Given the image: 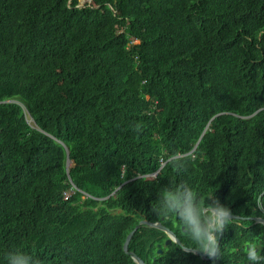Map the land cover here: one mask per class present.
<instances>
[{"label":"trees","instance_id":"16d2710c","mask_svg":"<svg viewBox=\"0 0 264 264\" xmlns=\"http://www.w3.org/2000/svg\"><path fill=\"white\" fill-rule=\"evenodd\" d=\"M79 1L0 0V264L13 251L135 264L123 244L141 220L199 251L177 217L152 212L181 181L246 218L218 258L144 226L128 251L247 264L249 242L264 248V0Z\"/></svg>","mask_w":264,"mask_h":264},{"label":"clouds","instance_id":"9594fccd","mask_svg":"<svg viewBox=\"0 0 264 264\" xmlns=\"http://www.w3.org/2000/svg\"><path fill=\"white\" fill-rule=\"evenodd\" d=\"M135 130L139 131L140 126L137 125ZM172 164L177 174L184 169V165L179 160L174 159ZM262 203L264 200H258L257 207L260 208ZM151 208L157 216L177 217L185 235L198 246L199 252L210 259L218 258L220 254L219 236L233 222L230 219L233 214L227 207L221 205L214 195L204 202L199 193L186 182L181 181L162 188ZM262 253H264V248L258 250L255 242H249L246 252L248 264L249 262L264 264ZM5 259L7 264H42L38 258L23 251L8 252Z\"/></svg>","mask_w":264,"mask_h":264},{"label":"water","instance_id":"95a60500","mask_svg":"<svg viewBox=\"0 0 264 264\" xmlns=\"http://www.w3.org/2000/svg\"><path fill=\"white\" fill-rule=\"evenodd\" d=\"M92 0H89V2H91ZM80 2V1H79ZM90 4H88L87 6H89ZM84 4H81L79 3V5L77 6V8H84ZM253 116V115H252ZM63 145V144H62ZM197 146V145H196ZM196 146L192 149V151H190L189 154L193 153L194 150L196 149ZM65 147V146H64ZM65 151H66V154H67V160H66V172L68 174V170H69V167L71 165V161L68 159V150L67 148L65 147ZM162 169V167H160L158 169V171H160ZM157 171V172H158ZM125 183H123L122 185H124ZM231 220H246V218H240L238 216H232L230 217ZM253 221L256 223V224H261V225H264V219L262 218H255L253 219ZM141 226H144V227H149V228H154L156 230H159V231H162L166 234L167 236V239L165 241V246H168L170 245L171 243H174L176 244L177 246H180L181 249L184 251V252H187V253H192L194 254L195 256H198L200 257V259H202L203 261L204 260H207V256L203 253H200L199 251L197 250H192V249H188L184 246H182L181 242L178 240V238L175 236V234L167 227L163 226L160 222H154V223H151L147 220H141L139 221V223L135 226V228L133 229V231H131L127 237H126V240L123 244V252L128 255L132 261L135 263V264H145L139 257H137L133 252H129L128 251V245L134 235V233L139 229V227ZM174 227H176V224H174ZM157 254H161V250H157Z\"/></svg>","mask_w":264,"mask_h":264},{"label":"built area","instance_id":"2783aa9c","mask_svg":"<svg viewBox=\"0 0 264 264\" xmlns=\"http://www.w3.org/2000/svg\"><path fill=\"white\" fill-rule=\"evenodd\" d=\"M160 164H161V167L164 166V162L163 161H160ZM156 176V174H152L150 175V177L154 178ZM68 196H70V194H65V198H67Z\"/></svg>","mask_w":264,"mask_h":264},{"label":"rangeland","instance_id":"374dc122","mask_svg":"<svg viewBox=\"0 0 264 264\" xmlns=\"http://www.w3.org/2000/svg\"><path fill=\"white\" fill-rule=\"evenodd\" d=\"M80 3H81V4H86V3H87V4H90V2H89V1H86V0H80Z\"/></svg>","mask_w":264,"mask_h":264},{"label":"flooded vegetation","instance_id":"af4514ba","mask_svg":"<svg viewBox=\"0 0 264 264\" xmlns=\"http://www.w3.org/2000/svg\"><path fill=\"white\" fill-rule=\"evenodd\" d=\"M174 233V232H173ZM167 239V238H166ZM166 239H165V241H166ZM165 241H164V246H165ZM158 247H159V245H158ZM159 250V249H158ZM246 250H247V247H246ZM162 252V251H161ZM247 264H248V262H247ZM249 264H251V262H249Z\"/></svg>","mask_w":264,"mask_h":264}]
</instances>
